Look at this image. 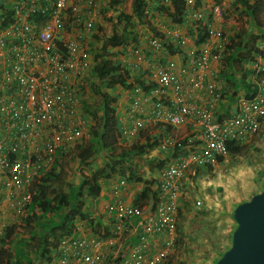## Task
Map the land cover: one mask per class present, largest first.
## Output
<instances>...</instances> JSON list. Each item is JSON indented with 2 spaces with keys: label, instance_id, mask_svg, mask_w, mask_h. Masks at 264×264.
Listing matches in <instances>:
<instances>
[{
  "label": "built area",
  "instance_id": "built-area-1",
  "mask_svg": "<svg viewBox=\"0 0 264 264\" xmlns=\"http://www.w3.org/2000/svg\"><path fill=\"white\" fill-rule=\"evenodd\" d=\"M163 2L171 5L170 0ZM8 4L7 17L0 19V179L5 183L0 204L16 219L25 216L21 210L31 202L41 177L52 169L56 151L67 152L86 140L89 120L81 102L95 66L92 32L100 11L98 0H8ZM184 13L183 25H177L195 35H183L176 28L167 33L166 42L187 60L180 67L160 64L165 43L150 38L147 51L158 56L156 61L145 58L143 70L137 63L126 66L138 73L148 69L144 79L157 87L146 93L135 85L118 122L123 146H131L148 127H190L184 136L186 152L170 158L161 169L154 204L149 199L142 205L127 204L121 195L130 184L125 179L109 182L104 206L107 230L90 223L97 211L78 221L74 232L59 241L52 264H164L174 255L185 175L195 167L215 168L226 162L228 142L244 143L260 131L264 44L256 46L259 53L248 64L258 80V92L250 98L237 94L234 111L220 118L217 109L230 88L221 77L230 38L220 28L221 7L214 2L206 10L196 0H185ZM200 24L206 26L207 38L198 47ZM177 144L178 138L169 136L159 148L166 151ZM200 205L194 201L196 208ZM3 227L1 223L0 234Z\"/></svg>",
  "mask_w": 264,
  "mask_h": 264
},
{
  "label": "trees",
  "instance_id": "trees-1",
  "mask_svg": "<svg viewBox=\"0 0 264 264\" xmlns=\"http://www.w3.org/2000/svg\"><path fill=\"white\" fill-rule=\"evenodd\" d=\"M124 1L126 0H110L109 6L114 11L111 18L104 17L106 5L100 4L99 11L103 19L106 21L116 19V23L111 35L106 38L104 45L100 48L101 53L95 54L96 63L87 79L88 87L84 90L86 96L97 97L99 103L94 106L87 98L81 102L84 115L94 122L88 129L90 139L78 143L67 152L58 149L52 169L41 177L31 202L21 210L25 216L17 217L10 223H4L2 234H0V251L5 249V255L1 264H52L59 241L74 232L78 221L90 218L87 201L97 198L103 186L113 180L125 179L128 184L141 186L140 191L134 197V206L139 205L145 199H149L152 204L157 202L158 179L145 177L133 162L135 158H142L158 148L163 139L169 136L174 137L173 128L163 125L148 127L140 131L131 146L121 145L119 116L116 114L115 106L117 97L113 95L114 91L105 90L120 87L130 92L137 85L144 92L150 93V90L155 89L157 85L152 82L147 83L144 79L145 74L149 73L148 69L144 73L131 72L128 65L108 60L110 54L107 52V46L122 47L130 43L137 45L136 29L138 25H141L152 32L153 37L164 41L165 50L169 55L182 54L166 42V35L154 27L153 21L162 18L167 23L183 25L185 0H170V6H167L163 0H132L130 14L121 9ZM196 3L199 5L197 0ZM234 4L238 5L249 17L256 33L249 34L244 40L229 35V45H226L224 49L221 77L229 87H233L230 75L233 74L236 78L239 76L240 86L236 89L233 87V91L238 93L241 90L246 98H250L258 92V80H254V77L250 79L253 73L250 68L248 69V64L259 53L256 46L259 43L264 44V0H235ZM9 11L8 0H0V19L7 17ZM196 36L198 37L195 41L197 46L204 43L207 38L205 25H199ZM93 38L99 40L98 36H93ZM249 39L252 45L246 49ZM231 91L228 88L225 95L231 94ZM158 130H161L160 133H155ZM178 144L166 151L161 150L165 157L157 159V165L163 169L170 158L176 157L180 152L185 153L186 137L178 138ZM227 147L228 159L231 161H235L248 150V145L240 141H230ZM101 153L106 155L102 165L99 169H91L92 163ZM67 158L75 160L80 167L87 169L86 173H80L78 183L69 180L65 173L63 162ZM152 162L153 160L148 162L151 169L155 165ZM223 163L224 161L221 164ZM212 170L211 166L195 167L193 179L203 171L211 172ZM3 183L0 179V200L5 195V183ZM260 186L259 192L264 190V181H261ZM182 204L183 206H177L178 219L182 218L183 213L189 209L187 201H182ZM93 222L96 223V227L101 225L99 222L97 224L93 220L90 221L92 225H94ZM176 229L175 248H179L183 242L178 237L179 228L176 227ZM228 249L229 247L225 251ZM225 251L218 252L219 258ZM164 264L183 263L172 255Z\"/></svg>",
  "mask_w": 264,
  "mask_h": 264
},
{
  "label": "rangeland",
  "instance_id": "rangeland-1",
  "mask_svg": "<svg viewBox=\"0 0 264 264\" xmlns=\"http://www.w3.org/2000/svg\"><path fill=\"white\" fill-rule=\"evenodd\" d=\"M234 2L235 0H227L226 4L217 3L222 11V27L225 33L244 40L254 33V27L249 17ZM129 4L131 5L129 0L122 3L127 13L131 11ZM251 45L249 39L246 49ZM230 79L233 80L234 89L240 86V78L231 74ZM233 87H230L231 94H236ZM86 98L94 106L99 103L95 96ZM185 131L179 128L173 133L177 138H183ZM246 145L248 150L235 161L228 159L211 172H201L195 179L192 170L185 175L178 207L183 206L182 201H187L189 209L177 221L178 237L183 244L174 250L175 258L183 264H215V260L219 259L218 252L225 251L231 245L232 233L236 227L232 218L233 209L239 203L250 200L261 189V181H264V120L260 131ZM155 152L153 150L142 158H135L133 162L148 179H158L162 169L156 163L158 160L154 159ZM105 157L101 153L90 168L99 169ZM152 160L155 165L151 169L148 162ZM63 163L66 175L75 183L79 182L80 173L87 172L86 168L80 167L73 159L67 158ZM196 200L201 202L197 208L194 206ZM6 213L13 222L12 212L8 210ZM4 255L5 249L0 251V264Z\"/></svg>",
  "mask_w": 264,
  "mask_h": 264
},
{
  "label": "crops",
  "instance_id": "crops-1",
  "mask_svg": "<svg viewBox=\"0 0 264 264\" xmlns=\"http://www.w3.org/2000/svg\"><path fill=\"white\" fill-rule=\"evenodd\" d=\"M106 1V3L104 2ZM127 1V0H126ZM132 3V0H129ZM199 5L201 7V9H208L209 6H211L214 2H217L222 5V3L226 4L227 0H197ZM104 3L106 5V11L104 12V17L107 18H111L114 15V11L113 9L109 6L110 4V0H98V6H99V10H100V4ZM130 8L131 5L129 4ZM120 7V6H119ZM121 9L124 10L123 6L121 5ZM125 11V10H124ZM127 13V12H126ZM131 11L127 14H130ZM102 15H99L98 21H97V26H96V30L95 32H92V38L93 36H98V39H94L93 38V43H92V47H93V51H94V61H95V54H100V48L104 45V42L106 40V38L108 36L111 35L114 25L116 23V19L110 20V21H106L104 20V18ZM153 25L154 27L161 33H164L166 35V41H168L167 38V33L173 29H179L180 33L186 36H194L195 33L190 32L187 28H185L184 26H178L177 24L168 22L162 18H157L153 21ZM223 25H220V28L222 29ZM99 27V29H98ZM137 34H138V44H132L130 43L127 46H107V52L110 54V56L108 57V60L114 61V62H119L123 65H129V64H134L137 63L139 68H141L142 70L147 68V63L143 62V60L145 58H147L146 60H150V61H156V57H158L156 54H150L147 51V46H148V41L150 38L153 37L152 32H150L146 27L138 25L137 26ZM72 32V31H70ZM105 32V34L103 33ZM254 33H256L255 29H254ZM73 34V32H72ZM172 47H174L172 44H169ZM198 47H200V45H198ZM135 51H139V54L136 55L137 53ZM160 56V63H172L177 67H180L182 65V60H187L186 58H184L181 55L175 54V55H169L167 50H164V52H161L159 54ZM155 57V58H154ZM96 63V62H95ZM155 63V62H154ZM240 77L238 76L237 79H239ZM253 78V75L250 77V79ZM241 81V80H240ZM105 91L107 92H111L114 91L113 95L117 97V102H116V114L117 116H122L125 112V110L128 108L129 105V91L124 90L120 87H116V88H107ZM90 94V93H89ZM237 94H242L241 90L238 91V93H234V94H227V96H225L224 100H222V102L220 103V105L218 106L217 109V116L218 117H223V115L228 114L229 112H233L234 111V104H235V100L233 99V95L234 97ZM87 97H89V95H87ZM90 98V97H89ZM86 118H88L86 116ZM89 122V126L88 129L90 128V126L93 125V123L91 122V120L88 118ZM182 128V127H181ZM88 129L87 131H85L84 135L86 136V140L88 141L90 139V135L88 133ZM183 130H186L185 132H187V130L190 129V127H184L182 128ZM174 130H178V129H173ZM161 131V130H160ZM160 131H156L155 133H160ZM252 137H250L249 139H251ZM247 139L244 143L246 144L248 142ZM243 143V144H244ZM154 150H156V152L154 153V159H163V157H165L162 153H161V149L155 148ZM222 165V164H220ZM219 166V165H218ZM141 186L139 185H132L130 184L123 192L121 195V200L124 201L127 204H133L134 203V197L135 195L140 191ZM108 197H109V188L107 185L103 186L100 195L97 198L94 199H89L87 201L89 210H90V216L93 215V213L95 211L98 212V215L95 217V222H98L101 224H99L100 226H97L98 228L106 231L107 228L109 227V223L106 222L105 220V216H104V206L108 201ZM148 201V200H146ZM145 201V202H146ZM150 201V200H149ZM144 204V202L141 203V205ZM151 204V203H150ZM150 204H148L147 206L149 207ZM0 209L3 212V214L0 216V223H10L12 222L10 219V217L7 215V211L9 210L8 207L1 205L0 204Z\"/></svg>",
  "mask_w": 264,
  "mask_h": 264
},
{
  "label": "water",
  "instance_id": "water-1",
  "mask_svg": "<svg viewBox=\"0 0 264 264\" xmlns=\"http://www.w3.org/2000/svg\"><path fill=\"white\" fill-rule=\"evenodd\" d=\"M231 245L215 264H264V190L237 205Z\"/></svg>",
  "mask_w": 264,
  "mask_h": 264
}]
</instances>
